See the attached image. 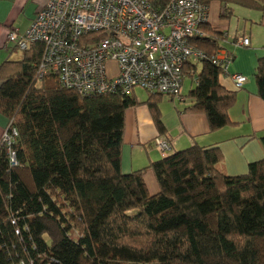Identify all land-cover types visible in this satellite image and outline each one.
Instances as JSON below:
<instances>
[{"label":"trees","instance_id":"obj_1","mask_svg":"<svg viewBox=\"0 0 264 264\" xmlns=\"http://www.w3.org/2000/svg\"><path fill=\"white\" fill-rule=\"evenodd\" d=\"M216 1L226 19L234 6L264 10V0ZM199 28L191 42L206 58L184 68L194 79L184 111L203 113L214 131L231 124L235 92L211 59L230 43L208 21ZM19 51L0 65V113L17 131L10 145L0 141V264H264V158L228 175L217 146L193 144L124 173L125 110L145 104L167 135L159 102L168 95L80 94L54 73L38 82L42 45ZM254 77L264 100V58Z\"/></svg>","mask_w":264,"mask_h":264},{"label":"built area","instance_id":"obj_2","mask_svg":"<svg viewBox=\"0 0 264 264\" xmlns=\"http://www.w3.org/2000/svg\"><path fill=\"white\" fill-rule=\"evenodd\" d=\"M208 10L200 0H169L159 9L149 0H45L26 31L10 30L7 42L21 51L42 45L38 82L54 73L61 85L80 94H127L140 88L184 100L187 62L206 58L191 40L202 34L199 27L208 21ZM231 42L247 46L248 38L233 36ZM230 61L224 48L211 59L223 73ZM109 63L116 66L114 75ZM231 78L237 88L246 80L241 74ZM16 135L7 125L0 141L10 145ZM152 143L165 156L173 138L160 135ZM8 153L14 165V152Z\"/></svg>","mask_w":264,"mask_h":264},{"label":"crops","instance_id":"obj_3","mask_svg":"<svg viewBox=\"0 0 264 264\" xmlns=\"http://www.w3.org/2000/svg\"><path fill=\"white\" fill-rule=\"evenodd\" d=\"M44 3L45 0H0V65L6 60L21 58V52L7 42L9 31L16 30L19 34L24 33ZM208 7V23L213 28L224 32L227 43H230L227 47L230 49L231 61L225 73L220 76L219 82L227 90L235 92V102L228 110L231 124L211 131L203 113L179 112L180 132L173 138L171 152L193 144L202 147L217 146L223 155L222 170L228 175H241L247 172L250 162L264 158V100L257 94L254 77L258 60L264 58V10H249L234 6L233 16L221 19L219 13L222 7L218 1H211ZM234 18L235 24L232 23ZM233 36L247 37L248 45H235L231 42ZM195 64L196 69L199 70L198 64L201 65V63L197 61ZM187 71L191 73L193 69L189 68ZM115 72L110 75H114ZM233 74L245 76L246 80L240 88L235 87L231 78ZM185 77L189 76L185 73ZM189 78L193 83L191 89L194 87V79ZM182 94L184 100L167 97L183 102L185 108L190 104V100L184 94L183 87ZM186 101L188 102L185 103ZM171 118L176 121L174 117L170 119L164 115L161 117L165 134L169 136L172 133L169 130L172 128ZM7 125V119L0 113V138ZM159 134L145 104L139 103L125 110L121 149L122 172L128 173L146 167L150 162L163 157L152 143ZM146 173L144 180L149 193L157 192L158 186L155 179Z\"/></svg>","mask_w":264,"mask_h":264},{"label":"rangeland","instance_id":"obj_4","mask_svg":"<svg viewBox=\"0 0 264 264\" xmlns=\"http://www.w3.org/2000/svg\"><path fill=\"white\" fill-rule=\"evenodd\" d=\"M219 18L224 19L223 17L220 16V13H219ZM232 23L235 24V18L232 20ZM240 26L242 27V25H240ZM230 27H232V26L230 25ZM190 59H193V58H190ZM108 67L110 69V74L112 72H115V68H116L115 64L109 63ZM198 67H200V64H198ZM192 85H193L192 80L189 77H185L183 79V86L182 87L184 90V94H188L190 87ZM134 95L138 101H145L146 98L148 97V93L146 91H144L143 89H140V88L134 89ZM187 102L188 101H186L185 103H187ZM183 105H184L183 102L175 101L172 98L170 99L167 96H162L161 100L159 102V110H160L161 117H162V115H164L165 117H167V119H170V117L176 118V121H173L171 118L172 128H170L169 130L172 131V133L170 134V136L172 138H175L180 132V129L178 128V122H179L178 115H179V112L184 111ZM146 174H150L151 176H153V173L150 170L147 171ZM153 178H154V176H153ZM149 189L151 191V185L150 184H149Z\"/></svg>","mask_w":264,"mask_h":264}]
</instances>
